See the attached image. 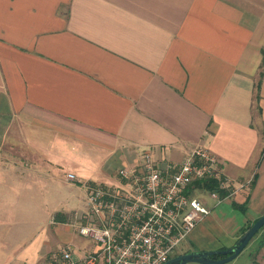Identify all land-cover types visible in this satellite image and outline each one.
<instances>
[{
  "label": "crops",
  "instance_id": "obj_1",
  "mask_svg": "<svg viewBox=\"0 0 264 264\" xmlns=\"http://www.w3.org/2000/svg\"><path fill=\"white\" fill-rule=\"evenodd\" d=\"M263 63L264 0H0V264L82 256L87 183L198 144L236 192L176 254L232 247L264 215Z\"/></svg>",
  "mask_w": 264,
  "mask_h": 264
},
{
  "label": "built area",
  "instance_id": "obj_2",
  "mask_svg": "<svg viewBox=\"0 0 264 264\" xmlns=\"http://www.w3.org/2000/svg\"><path fill=\"white\" fill-rule=\"evenodd\" d=\"M74 180L72 173L66 175ZM116 184L87 183L88 210L75 232L96 242L82 256L67 242L41 264H164L210 209L231 197L235 184L224 175L216 155L202 144L180 161L156 160L142 149L139 161L116 172Z\"/></svg>",
  "mask_w": 264,
  "mask_h": 264
},
{
  "label": "water",
  "instance_id": "obj_3",
  "mask_svg": "<svg viewBox=\"0 0 264 264\" xmlns=\"http://www.w3.org/2000/svg\"><path fill=\"white\" fill-rule=\"evenodd\" d=\"M264 226V215L256 219L251 226L239 237L237 242L230 248L217 251H200L177 254L164 264H186L196 262L200 264H224L234 259L248 244L251 238ZM221 255L212 258L213 255Z\"/></svg>",
  "mask_w": 264,
  "mask_h": 264
},
{
  "label": "rangeland",
  "instance_id": "obj_4",
  "mask_svg": "<svg viewBox=\"0 0 264 264\" xmlns=\"http://www.w3.org/2000/svg\"><path fill=\"white\" fill-rule=\"evenodd\" d=\"M206 200L207 201H210L211 198H209L208 196L206 197ZM76 235L78 236V241L76 242L74 240V242L80 244V245H84V246H93V245H97L96 242H94L93 240L89 239V238H84V237H81L79 236L77 233ZM75 238H77L75 235H73ZM255 236V240H258L259 242H264V226L261 227L259 229V231L254 235ZM262 239V240H260ZM184 243V242H183ZM263 244V243H262ZM261 248V247H260ZM259 249H254L253 250V255H252V258L253 259V263L254 264H263V260H262V252L264 251V247L262 250ZM246 252V251H245ZM249 260L247 259L246 260V257L244 255H241L240 257H238L237 259L233 260V261H229L227 263H224V264H246ZM186 264H200V263H196V262H189V263H186Z\"/></svg>",
  "mask_w": 264,
  "mask_h": 264
},
{
  "label": "trees",
  "instance_id": "obj_5",
  "mask_svg": "<svg viewBox=\"0 0 264 264\" xmlns=\"http://www.w3.org/2000/svg\"><path fill=\"white\" fill-rule=\"evenodd\" d=\"M264 64V63H263ZM242 208V207H241ZM243 209V208H242ZM250 227V225H248V226H246V228H244V230L242 231V234L248 229ZM219 257H221V255H217V254H215V255H213L212 256V258H219Z\"/></svg>",
  "mask_w": 264,
  "mask_h": 264
}]
</instances>
